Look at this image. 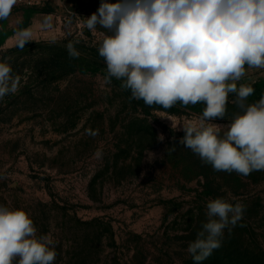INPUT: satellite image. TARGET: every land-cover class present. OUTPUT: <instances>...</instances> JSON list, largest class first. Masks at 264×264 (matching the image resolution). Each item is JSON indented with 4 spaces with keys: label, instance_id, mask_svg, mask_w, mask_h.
<instances>
[{
    "label": "rangeland",
    "instance_id": "374dc122",
    "mask_svg": "<svg viewBox=\"0 0 264 264\" xmlns=\"http://www.w3.org/2000/svg\"><path fill=\"white\" fill-rule=\"evenodd\" d=\"M100 3L16 4L0 20V60L18 79L0 100V205L24 209L37 235H52L54 264H194L188 244L207 202L222 197L246 210L201 264H264V171H215L179 143L203 103L149 107L107 78L98 53L107 30L83 26ZM24 28L33 36L21 49ZM238 83L259 85L245 101L257 102L264 69L246 66Z\"/></svg>",
    "mask_w": 264,
    "mask_h": 264
},
{
    "label": "clouds",
    "instance_id": "9594fccd",
    "mask_svg": "<svg viewBox=\"0 0 264 264\" xmlns=\"http://www.w3.org/2000/svg\"><path fill=\"white\" fill-rule=\"evenodd\" d=\"M17 3L0 0V20ZM83 26L107 30L99 56L107 78L121 80L131 99L165 109L177 102L205 105L197 121L183 125L179 141L204 164L242 176L264 171V96L246 104L254 88L238 83L246 66L264 69V0H101ZM15 36L23 49L33 33L24 28ZM67 48L79 56L71 42ZM17 91L10 63L0 60V100ZM232 93L241 113L226 125L213 123L225 117ZM245 210L222 197L207 202L206 222L187 247L194 264L222 247L225 229L237 226ZM56 256L52 235H37L24 209L0 205V264H54Z\"/></svg>",
    "mask_w": 264,
    "mask_h": 264
},
{
    "label": "trees",
    "instance_id": "16d2710c",
    "mask_svg": "<svg viewBox=\"0 0 264 264\" xmlns=\"http://www.w3.org/2000/svg\"><path fill=\"white\" fill-rule=\"evenodd\" d=\"M254 88V90H258L259 85H254L252 86ZM151 107H161L159 105H153ZM227 111H226V115H225V119H227L229 116H234L235 114L241 113L242 109L239 106V102L237 101L236 98L232 97V98H228V102H227Z\"/></svg>",
    "mask_w": 264,
    "mask_h": 264
},
{
    "label": "built area",
    "instance_id": "2783aa9c",
    "mask_svg": "<svg viewBox=\"0 0 264 264\" xmlns=\"http://www.w3.org/2000/svg\"><path fill=\"white\" fill-rule=\"evenodd\" d=\"M47 2V0H18L19 5H24V6H36V5H41Z\"/></svg>",
    "mask_w": 264,
    "mask_h": 264
}]
</instances>
